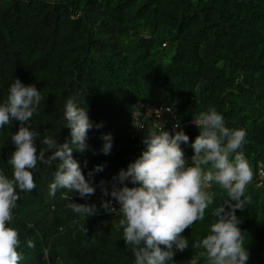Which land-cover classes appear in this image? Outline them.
I'll return each mask as SVG.
<instances>
[{"label": "trees", "instance_id": "16d2710c", "mask_svg": "<svg viewBox=\"0 0 264 264\" xmlns=\"http://www.w3.org/2000/svg\"><path fill=\"white\" fill-rule=\"evenodd\" d=\"M17 78L35 84L45 97L29 121L30 130L40 132L37 153L45 134L70 142L67 99L88 109L94 125L88 148H74L73 158L86 179L94 166L104 165L92 177L95 190L145 150L142 139L152 125L140 134L133 123L141 104L171 106L181 124L215 107L226 127L247 132L241 151L253 171L245 192L252 203L236 215L246 233L247 264H264V183L258 174L264 167V0H0V103ZM18 129V121L0 129V171L9 178L11 135ZM182 129L189 142L181 148L190 164L199 129ZM108 133L113 146L104 155L101 136ZM57 165L38 162L30 169L36 188L30 193L17 188L20 199L9 226L19 232L20 264H134L116 226L119 213L96 206L97 214L85 220L68 207L95 204V193L49 195ZM209 191L216 193L214 203L182 234L189 247L173 246L170 264H189L201 251L193 243L209 234L213 209L228 199L215 183ZM197 264L206 261L199 258Z\"/></svg>", "mask_w": 264, "mask_h": 264}, {"label": "clouds", "instance_id": "9594fccd", "mask_svg": "<svg viewBox=\"0 0 264 264\" xmlns=\"http://www.w3.org/2000/svg\"><path fill=\"white\" fill-rule=\"evenodd\" d=\"M8 92L6 101L0 103V129L13 121L19 122V129L11 135L15 145L8 160L12 177L0 171V264H20L23 255L18 251L19 232L9 225L20 199L17 188L29 193L36 188L30 169L35 170L38 162L51 166L58 161L54 180L49 185L50 196L54 197L58 190H67L78 193L81 198L95 193L96 198L92 177L103 171L104 165L94 166L86 179L80 164L73 158L74 148L79 152L88 148V132L94 125L87 108L78 106L73 98L67 99L64 127L71 130L70 142L58 143L57 139L45 134L43 147L37 153L36 140L40 132L30 130L29 121L45 97L35 84L25 85L18 78L9 86ZM155 113L161 117L160 110ZM192 123L199 129V135L191 145L194 155L190 164L181 148V143H188L189 137L180 122L177 121L170 132L162 121L145 133L142 154L126 170L121 169L111 178V190H102L105 197L111 196L118 204L117 208L111 200L101 201V207L110 214L118 209L120 215L116 226L123 230V240L135 257L134 264H170L175 255L174 245L179 251L189 247L188 239L182 234L205 218L206 209L214 203L216 196L215 192L209 191L213 183L227 194L228 199L213 209L215 220L209 234L193 243L192 247L201 251L189 264H197L199 258H204L206 264H247L249 260L244 243L246 233L238 226L241 220L236 215L237 210L252 203L245 192L253 180V171L241 151L247 132L226 127L223 115L215 107L194 116ZM95 127L99 129L102 124ZM101 139L104 141L101 152L109 155L113 138L108 133L102 134ZM47 153L51 155L46 158ZM84 167H87V161ZM126 181L134 186L129 187ZM68 207L85 220L97 214L95 204L72 202ZM84 231L86 233L87 229ZM27 246L35 247L31 240L27 241Z\"/></svg>", "mask_w": 264, "mask_h": 264}, {"label": "built area", "instance_id": "2783aa9c", "mask_svg": "<svg viewBox=\"0 0 264 264\" xmlns=\"http://www.w3.org/2000/svg\"><path fill=\"white\" fill-rule=\"evenodd\" d=\"M168 108H171L170 112L167 111ZM155 110L161 111V113H160L161 117L158 118L156 116ZM162 121L165 123V129L169 126L173 127V125L177 121H179L177 113L173 107L166 106V105H155V104H151V103H143L140 105L139 109L133 115L134 126L136 127V129L139 131L140 134H143V132L146 130V128L148 127L149 124L154 126V125L161 123ZM189 125L195 126L192 123V121H189L185 124L180 123L181 128H183L184 126H189ZM177 130H179V129H177ZM258 174H259V181H260V185H261L262 183H264V167L263 166H260ZM125 183H127L129 187L134 186L130 182L126 181ZM112 184H113V179L101 180L97 186L95 205L97 207H99L100 209H103L101 207V201L102 200H111L113 203V206L118 208V204L113 200V198L111 196L105 197L103 195L102 190L104 188H108L110 191L112 188ZM118 213H119L118 209L116 211L111 212L112 215H116Z\"/></svg>", "mask_w": 264, "mask_h": 264}, {"label": "rangeland", "instance_id": "374dc122", "mask_svg": "<svg viewBox=\"0 0 264 264\" xmlns=\"http://www.w3.org/2000/svg\"><path fill=\"white\" fill-rule=\"evenodd\" d=\"M188 162H190V161H188ZM114 220V218L113 219H111L109 222H112Z\"/></svg>", "mask_w": 264, "mask_h": 264}]
</instances>
